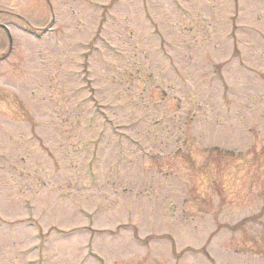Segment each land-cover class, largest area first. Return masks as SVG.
<instances>
[{
  "label": "rangeland",
  "instance_id": "rangeland-1",
  "mask_svg": "<svg viewBox=\"0 0 264 264\" xmlns=\"http://www.w3.org/2000/svg\"><path fill=\"white\" fill-rule=\"evenodd\" d=\"M0 25V264H264V0Z\"/></svg>",
  "mask_w": 264,
  "mask_h": 264
}]
</instances>
